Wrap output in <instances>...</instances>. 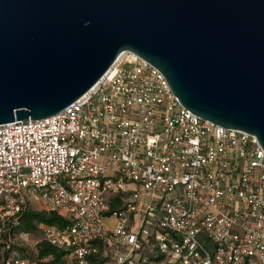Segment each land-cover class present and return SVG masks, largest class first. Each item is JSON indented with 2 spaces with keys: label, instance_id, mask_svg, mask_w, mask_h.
<instances>
[{
  "label": "built area",
  "instance_id": "1",
  "mask_svg": "<svg viewBox=\"0 0 264 264\" xmlns=\"http://www.w3.org/2000/svg\"><path fill=\"white\" fill-rule=\"evenodd\" d=\"M31 205L71 222L41 227L76 264H264L258 139L190 112L130 51L61 113L0 125V233ZM25 244L0 237V264H37Z\"/></svg>",
  "mask_w": 264,
  "mask_h": 264
},
{
  "label": "water",
  "instance_id": "2",
  "mask_svg": "<svg viewBox=\"0 0 264 264\" xmlns=\"http://www.w3.org/2000/svg\"><path fill=\"white\" fill-rule=\"evenodd\" d=\"M128 51L264 151V0H0V125L61 113Z\"/></svg>",
  "mask_w": 264,
  "mask_h": 264
},
{
  "label": "trees",
  "instance_id": "3",
  "mask_svg": "<svg viewBox=\"0 0 264 264\" xmlns=\"http://www.w3.org/2000/svg\"><path fill=\"white\" fill-rule=\"evenodd\" d=\"M20 224L15 227L20 234H30L41 226H54L65 229L71 222L66 220L58 212L35 211L31 208L26 209L20 217ZM37 264H68L71 251L55 247L44 238L36 245ZM95 264V261L91 259Z\"/></svg>",
  "mask_w": 264,
  "mask_h": 264
},
{
  "label": "rangeland",
  "instance_id": "4",
  "mask_svg": "<svg viewBox=\"0 0 264 264\" xmlns=\"http://www.w3.org/2000/svg\"><path fill=\"white\" fill-rule=\"evenodd\" d=\"M31 208L33 210H38V207L31 205ZM108 225L112 226L113 225V220L108 221ZM8 234L11 235L12 237H15L17 241L23 242L24 240L26 241V244L24 247H18L15 246L14 249L20 253L24 258H30L34 259L37 256L36 252V245L41 239L44 238L43 236V229L42 227L38 228L36 231L33 233L28 234V236L21 237L22 234L17 229H12L10 233H0V237L4 239H8ZM24 239V240H23ZM145 257L147 261L153 262V259L151 255L145 254ZM95 264H116L115 260L113 259V254L108 252L105 254L104 252L96 259H94ZM69 262V261H68ZM72 264H76L74 261H72ZM150 264V263H149Z\"/></svg>",
  "mask_w": 264,
  "mask_h": 264
},
{
  "label": "crops",
  "instance_id": "5",
  "mask_svg": "<svg viewBox=\"0 0 264 264\" xmlns=\"http://www.w3.org/2000/svg\"><path fill=\"white\" fill-rule=\"evenodd\" d=\"M68 264H72V260L70 258H68Z\"/></svg>",
  "mask_w": 264,
  "mask_h": 264
}]
</instances>
